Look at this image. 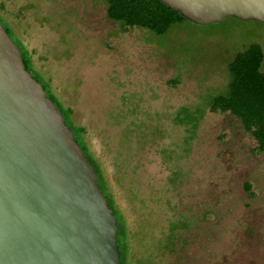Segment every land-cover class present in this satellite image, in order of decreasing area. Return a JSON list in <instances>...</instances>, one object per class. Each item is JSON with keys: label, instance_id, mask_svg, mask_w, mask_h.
Masks as SVG:
<instances>
[{"label": "rangeland", "instance_id": "1", "mask_svg": "<svg viewBox=\"0 0 264 264\" xmlns=\"http://www.w3.org/2000/svg\"><path fill=\"white\" fill-rule=\"evenodd\" d=\"M1 4L31 74L51 78L87 129L128 229L124 264H264V152L209 108L230 61L252 44L264 53V23L186 22L157 37L110 21L106 0ZM183 109L198 122H178Z\"/></svg>", "mask_w": 264, "mask_h": 264}, {"label": "water", "instance_id": "2", "mask_svg": "<svg viewBox=\"0 0 264 264\" xmlns=\"http://www.w3.org/2000/svg\"><path fill=\"white\" fill-rule=\"evenodd\" d=\"M200 26L264 0H160ZM118 219L60 109L0 21V264H122Z\"/></svg>", "mask_w": 264, "mask_h": 264}, {"label": "trees", "instance_id": "3", "mask_svg": "<svg viewBox=\"0 0 264 264\" xmlns=\"http://www.w3.org/2000/svg\"><path fill=\"white\" fill-rule=\"evenodd\" d=\"M106 2V13L110 21L119 23L124 27L147 30L157 37L167 36L176 28L183 27L186 22L197 25L183 17L179 12L167 7L160 0H106ZM3 9L4 5L1 4L0 10ZM0 21L4 25L1 18ZM4 27L11 36L8 28L5 25ZM14 42L18 45L15 40ZM18 47L21 50L26 69L30 72L28 65L32 64V61L28 53L22 50L19 45ZM263 61L264 53L261 46L258 44H252L244 52L238 53L228 64L230 81L226 92L213 97L209 105L211 112H230L231 115L240 120L245 131L251 134L257 143V147L254 150L255 153L264 152V72L261 70ZM32 76L40 82L34 75ZM44 82H46V84L40 83L47 92V96L55 103L57 108L61 110L66 124L69 125L74 132L76 142L83 149L89 163L95 168L100 180V187L109 202V207L113 210L114 215L118 219L120 228L118 244L122 264H124L120 240L122 237L124 238V236L128 235V229L123 215L116 207L112 193L107 189V178L102 164L94 157L88 145L86 139L87 129L84 126L76 124L73 119L74 109L70 106H66L61 98L53 91L51 78H48L47 81ZM53 97H55L56 100H54ZM182 113L184 114V119L180 117V113L177 117L178 122L191 123L193 121L198 122L200 119L189 114L187 109H183ZM245 189L249 192L251 186L246 185ZM251 196H253V194H251Z\"/></svg>", "mask_w": 264, "mask_h": 264}]
</instances>
